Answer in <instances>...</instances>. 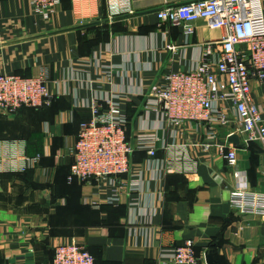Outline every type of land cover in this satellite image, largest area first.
Masks as SVG:
<instances>
[{
	"label": "crops",
	"instance_id": "obj_1",
	"mask_svg": "<svg viewBox=\"0 0 264 264\" xmlns=\"http://www.w3.org/2000/svg\"><path fill=\"white\" fill-rule=\"evenodd\" d=\"M119 1L60 0L45 21L29 0H0V75L34 77L46 70L54 95L45 110L0 114V146L22 141L27 157H39L26 175L0 172V264H52L55 247L71 242L89 249L98 264H172L163 254L186 241L203 257L201 264L207 253L211 264H264V218L231 208L238 180L217 149L235 147L242 180L264 195L263 146L244 143L229 103L223 107L230 125L185 123L173 131L137 95L170 71L195 69L208 45L216 62L213 43L221 32L205 20L193 24L188 38L177 24L159 27L158 10L181 0H128L131 13L111 17L109 3ZM262 8L264 14V0ZM105 67L113 77H105ZM115 87L131 93L125 101L130 144L144 129L159 144L154 159L134 152L121 200L110 204L95 184L67 185L66 175L79 125L91 119L90 103ZM251 95L264 120V83L252 81ZM161 142L187 145L195 172H183L182 164L165 167ZM202 144L212 148L203 152Z\"/></svg>",
	"mask_w": 264,
	"mask_h": 264
},
{
	"label": "built area",
	"instance_id": "obj_2",
	"mask_svg": "<svg viewBox=\"0 0 264 264\" xmlns=\"http://www.w3.org/2000/svg\"><path fill=\"white\" fill-rule=\"evenodd\" d=\"M33 12L45 21L54 13L60 0H29ZM110 15L131 13L128 0L112 6ZM159 27L177 24L184 37L194 33L193 24L205 20L208 28L220 31L222 36L213 43L218 59L212 62V45H208L193 70L170 71L151 85L148 92L139 89L145 97V109L159 112L163 122L171 129L185 123L225 127L231 124L229 112L223 104L229 103L235 117L237 132L244 143L259 142L264 148V120L251 95V82L264 83V14L262 0H181L175 7L163 6L156 13ZM166 49L175 53L176 48ZM106 78L113 77V69L105 67ZM46 70L34 77L0 75V114L14 115L22 107L43 108L49 106L54 95L49 91ZM126 95L118 87L111 96L98 97L90 103L91 119L79 125L73 148V163L68 181L95 184L107 195L110 204L121 200L129 175L132 156L136 151L145 152L150 159L157 153L159 139L147 129L130 144L126 128L128 117L125 108ZM147 134H145V133ZM177 131L174 132L176 137ZM233 135L230 133L228 136ZM213 135H210L212 140ZM217 146V145H215ZM187 145L161 142L166 153L162 161L165 167L175 169L182 164L186 173H194L196 162ZM22 141H6L0 146V172L23 173L35 167L39 157L24 154ZM202 151H209L211 144H202ZM231 175L238 180L229 195L232 209L241 215L264 218V195L249 191L246 182L236 170V149L231 145H218ZM175 165V166H173ZM180 170V168H179ZM172 264H201L203 257L196 255L194 244L186 241L163 254ZM52 264H95L88 251L76 243L59 244L54 249Z\"/></svg>",
	"mask_w": 264,
	"mask_h": 264
},
{
	"label": "trees",
	"instance_id": "obj_3",
	"mask_svg": "<svg viewBox=\"0 0 264 264\" xmlns=\"http://www.w3.org/2000/svg\"><path fill=\"white\" fill-rule=\"evenodd\" d=\"M53 102H54V100H52V102H51V104H50L49 106H46V107H43V108H39V109L30 108V107H22V108H20L16 113L21 112V111H23V110L42 111V110H45L46 108L51 107V105L53 104ZM16 113H15L14 115H16ZM126 113H127V111H126ZM78 131H79V130H78ZM30 170H31V169H28V170H26V171L23 172V173H10V174H11V175H14V176H21V175H26ZM69 173H70V167H69V169H68V173H67V175H66V184H67V185H70V184L75 183V182L77 181L76 179H74L73 181L69 182V181H68ZM194 249H195V252H196V255H197L196 248L194 247ZM86 250H87L88 253L94 258V263H95V264H98V262L96 261L94 255L92 254V252H91L89 249H87V248H86ZM53 256H54V254H53ZM197 256H198V255H197Z\"/></svg>",
	"mask_w": 264,
	"mask_h": 264
},
{
	"label": "water",
	"instance_id": "obj_4",
	"mask_svg": "<svg viewBox=\"0 0 264 264\" xmlns=\"http://www.w3.org/2000/svg\"><path fill=\"white\" fill-rule=\"evenodd\" d=\"M229 141L236 143L237 142L236 136H231L230 139H229ZM212 256H213L212 253H207L205 255V260H206L207 264H211V262H212Z\"/></svg>",
	"mask_w": 264,
	"mask_h": 264
}]
</instances>
